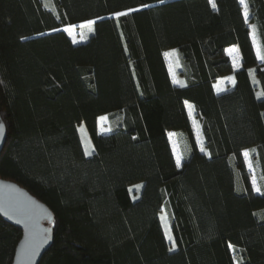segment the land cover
I'll use <instances>...</instances> for the list:
<instances>
[{"label":"trees","instance_id":"trees-1","mask_svg":"<svg viewBox=\"0 0 264 264\" xmlns=\"http://www.w3.org/2000/svg\"><path fill=\"white\" fill-rule=\"evenodd\" d=\"M52 2L0 0V177L53 211L39 264H264V60L252 40L255 29L264 45V0H246L247 19L240 0ZM87 21L91 33L75 44L66 30ZM167 50L177 52L180 85ZM73 68L82 88L67 77ZM225 76L235 82L218 91ZM168 131L182 143L181 166ZM162 211L166 253L154 231ZM21 236L0 216V264H12Z\"/></svg>","mask_w":264,"mask_h":264},{"label":"water","instance_id":"water-1","mask_svg":"<svg viewBox=\"0 0 264 264\" xmlns=\"http://www.w3.org/2000/svg\"><path fill=\"white\" fill-rule=\"evenodd\" d=\"M0 154L8 130L0 113ZM0 216L22 230L12 264H39L53 242L51 208L17 182L0 177Z\"/></svg>","mask_w":264,"mask_h":264},{"label":"rangeland","instance_id":"rangeland-1","mask_svg":"<svg viewBox=\"0 0 264 264\" xmlns=\"http://www.w3.org/2000/svg\"><path fill=\"white\" fill-rule=\"evenodd\" d=\"M210 1H211L212 6H213V0H210ZM44 2L46 5H48L50 7L53 6L52 0H44ZM214 4H215V7L214 6L213 7L216 8V0H214ZM92 26L93 25H91V28H89V26L87 24H85V25L78 26V27H72L71 29L69 28L66 30V32L70 36L72 41L75 44H78V43L84 42L87 39L88 35L92 31ZM229 49H238V51H235L232 53V55H230ZM227 54L231 58L234 69L235 70L240 69L242 67V56H241L239 47L236 46V47L227 48ZM164 57H165V60L167 63L168 71H169L170 77L172 79V82L176 85H180L181 80L179 79V76L177 74V70H178L177 52L175 50H167L164 52ZM259 60L261 61L260 58H259ZM67 77L71 82L76 83L81 88L83 87V83L81 81V78H80V76H79V74L75 68H73L72 70L67 72ZM230 78H233V77L232 76H225V77L219 79L216 82V89L218 91L225 89L228 84L233 82V79H230ZM177 81H179V83ZM218 86H219V88H218ZM190 105L191 104L189 102H187V109H188L189 116L191 119V124H192V129L194 132V136H195L198 148L201 151H204L201 129H200V126H199V124L195 118L194 110H193L192 106L189 107ZM101 117H106V119L101 120ZM98 125H99L100 132H102V133L109 132L111 129L109 116L107 114L100 116L98 119ZM81 132L83 133L82 135H83L85 144L90 149L91 148V142H90V138L88 136V133L86 132V130L83 127L81 128ZM168 137H169V140L171 143L172 151H173L174 157L176 159V162H177V156L178 155L180 156V163L179 164L177 163V164H178V166H181L183 163V160H184V152H183L182 143L178 138V134L175 131H168ZM246 150L249 151V153H250L252 168H249V166H248V159H246L245 156H244V158L246 161L247 168H248L249 172L251 173L252 184H253V176H255V178H256V185L253 184V187H254L255 192H257L256 186H259V182L257 179L255 166L253 164V160L251 157L250 150H248V149H246ZM246 150H244L243 153ZM257 193H261V192H257ZM154 231H155V239H156V242H157V245H158L160 251L162 253H166L169 250H171L172 239L170 240L168 238V233L171 234V232L169 229L168 216H167V213L165 211H162L160 213L159 218L154 225Z\"/></svg>","mask_w":264,"mask_h":264},{"label":"snow or ice","instance_id":"snow-or-ice-1","mask_svg":"<svg viewBox=\"0 0 264 264\" xmlns=\"http://www.w3.org/2000/svg\"><path fill=\"white\" fill-rule=\"evenodd\" d=\"M240 3L242 5H244V8H245V11H244V16H245V19L248 18V11H247V4H246V0H240ZM213 6L215 7V4H214V0H213ZM126 13H116L117 16L119 15H125ZM87 25L89 26V28H91V25H93L95 23V21H87L86 22ZM71 27H75V26H70V29ZM252 40H253V44L254 46L256 47V52H257V56L258 58H260L261 60H264V51H262V48H264V45L261 44L256 32H255V29H253V32H252ZM235 51H238V49H229V54L232 55L233 52ZM230 79H233V83L235 82L234 81V78H230ZM179 83V81H177ZM219 88V86H218ZM262 95H264V93H262ZM191 107V105L189 106ZM106 119V117H101V120H104ZM3 128V125H0V129ZM88 155H91V152H88ZM243 155L245 156L246 159H248V166L249 168H252V162H251V158H250V153L249 151H245L243 153ZM177 163L179 164L180 163V156L178 155L177 156ZM253 184L256 185V178L255 176H253ZM256 191L257 192H261V188L259 186H256ZM168 238L171 240L172 239V236L170 233H168Z\"/></svg>","mask_w":264,"mask_h":264},{"label":"crops","instance_id":"crops-1","mask_svg":"<svg viewBox=\"0 0 264 264\" xmlns=\"http://www.w3.org/2000/svg\"><path fill=\"white\" fill-rule=\"evenodd\" d=\"M230 47H236V45H232V46H230ZM230 47H228V48H230Z\"/></svg>","mask_w":264,"mask_h":264}]
</instances>
